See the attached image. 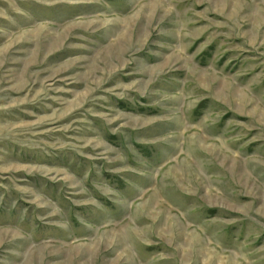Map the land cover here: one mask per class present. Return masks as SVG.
<instances>
[{
	"label": "rangeland",
	"instance_id": "rangeland-1",
	"mask_svg": "<svg viewBox=\"0 0 264 264\" xmlns=\"http://www.w3.org/2000/svg\"><path fill=\"white\" fill-rule=\"evenodd\" d=\"M0 264H264V0H0Z\"/></svg>",
	"mask_w": 264,
	"mask_h": 264
}]
</instances>
